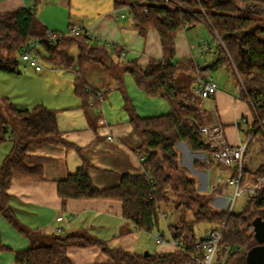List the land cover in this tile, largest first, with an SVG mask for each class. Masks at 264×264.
<instances>
[{
    "label": "trees",
    "instance_id": "obj_1",
    "mask_svg": "<svg viewBox=\"0 0 264 264\" xmlns=\"http://www.w3.org/2000/svg\"><path fill=\"white\" fill-rule=\"evenodd\" d=\"M244 4L246 10L239 5ZM116 8H128L134 25L142 34L156 29L163 45V57L151 59L148 67L142 69L136 61L124 63L125 49L117 45L112 52L107 45L88 44L85 34H69L54 44L48 42L49 30L38 19L34 9L22 8L3 13L0 10V73H18L21 50L32 41L39 43L46 51L44 56L51 64L76 68L75 92L83 99V105H94L100 100L97 94L87 90L86 68L99 62L107 66L117 63L130 72L137 85L149 96L165 98L171 111L167 114L140 117L134 111L131 122L141 140L137 154L141 158L144 173L122 175L117 186L100 189L91 178L92 164L88 160L75 173L57 182L58 194L66 207L70 199L109 198L123 203V216L136 229L152 232L160 225L165 207L171 202L180 213L176 223L169 224L171 237L187 246L188 253L174 247L169 250L143 253L130 252L121 247H110L107 241L86 234L60 232L52 235L46 245L30 246L17 250V264H74L68 256L72 247L98 246L109 260L100 264H188L191 253L196 250L199 239L197 224L207 225L205 230L224 225L223 242L231 249L226 264H249L250 251L260 243L255 236L256 221L264 219V190L250 199L242 211L228 213L213 204L219 190H199L200 179L181 162L179 142H185L193 151H210L200 131L203 125V110L191 102L189 88L178 81L180 72L201 75L209 70L227 68L240 94L248 100L258 118H264V0H114ZM253 6V9H251ZM147 9V12L145 11ZM205 22L215 30L221 40L211 53L213 59L202 70L201 62L193 57L176 59V38L187 25ZM79 50L78 56L70 54L72 47ZM207 51V52H206ZM38 53L41 54L38 48ZM197 76V75H196ZM191 86L194 78H189ZM193 91V89L191 88ZM194 92V91H193ZM195 94V93H194ZM264 137V124L258 126ZM13 140V148L3 161L0 171V212L18 230L31 236L35 234L48 238V234L30 231L22 227L11 205L9 189L15 178L44 180L41 165L27 164L28 148L33 143L52 142L81 148L67 141L59 130L57 110L38 104L31 109H19L6 97L0 96V143ZM252 138L248 141L247 151ZM199 169L208 168L207 161H196ZM235 170L233 174H236ZM242 186L264 178V162L255 170L242 169ZM176 197L178 200H174ZM191 212L192 219L187 218ZM204 230V231H205ZM0 236V254L11 250Z\"/></svg>",
    "mask_w": 264,
    "mask_h": 264
},
{
    "label": "crops",
    "instance_id": "obj_2",
    "mask_svg": "<svg viewBox=\"0 0 264 264\" xmlns=\"http://www.w3.org/2000/svg\"><path fill=\"white\" fill-rule=\"evenodd\" d=\"M22 8L34 9L48 30L67 33L74 28L85 29L95 37L92 44L107 45L110 53H113L114 45L122 47L125 49L124 63L136 61L142 69H146L151 59L163 57L159 32L152 28L142 34L135 27L130 10L116 8L114 0H0L3 13ZM198 24L209 28L214 44L210 41H205L208 42L205 46L193 43L187 28L194 24L187 25L176 38V59L193 57L200 62L197 54L204 57L208 47L215 49L219 37L205 22ZM196 46L199 47L198 52H194ZM225 69L229 77L223 85L211 77L218 83V90L209 100H204L202 123L221 125L227 144L238 145L247 138L254 139L257 117L251 103L242 97L230 72ZM43 71H36L19 62L18 73H0V96L8 98L19 109L43 104L57 110L58 127L63 137L81 151L52 142L29 146L27 164L41 165L44 180L15 178L12 181L10 202L22 227L48 235L60 233L57 231L60 227L62 232L92 235L107 241L110 247H121L134 253H142L150 247L142 241L143 234L154 237V232H161L166 243L154 251L173 248L169 243L172 237L168 214L161 216L159 227L152 232L138 230L123 216L122 201L109 198L70 199L64 208L57 186L59 180L75 173L85 159L93 165L91 178L100 189L117 186L123 174L144 173L137 154L141 140L134 131L131 113L134 111L140 117L167 114L171 111L169 102L160 96L146 94L131 73L117 63L105 66L96 62L86 68L87 90L97 96L102 93L97 104L94 105L91 98L87 106L75 92V79L79 75L76 68L52 64L50 69ZM184 73L194 79L198 75ZM13 145L12 139L0 143V171ZM178 147L182 153V164L200 179L199 190H219V195L230 192L231 189L222 182L225 176L234 173V167L212 159L208 151H193L185 142H179ZM262 148L259 143L249 147L244 164L247 169L255 170L264 162ZM196 161H207L208 168H197ZM219 201H225L224 197L220 196ZM221 202L218 204L215 198L213 200V204L219 207ZM59 217L62 219L59 220ZM162 218L169 238H166V230L161 225ZM0 236L12 248L0 254V264H17L15 251L29 248L32 239H45L34 232L31 236L22 233L1 212ZM68 256L74 264H100L109 260L98 246L72 247Z\"/></svg>",
    "mask_w": 264,
    "mask_h": 264
},
{
    "label": "built area",
    "instance_id": "obj_3",
    "mask_svg": "<svg viewBox=\"0 0 264 264\" xmlns=\"http://www.w3.org/2000/svg\"><path fill=\"white\" fill-rule=\"evenodd\" d=\"M239 7L242 10H246L244 4H240ZM251 9H253V6ZM145 11L147 12V9H145ZM213 31L215 35L218 36L217 32L215 30ZM69 34H85L88 44H92V40L95 38L90 31L80 28H74L67 33L49 30L47 35L48 42L54 44ZM99 43H101L100 39ZM205 45H208V42H205ZM38 48L39 43L32 41L30 45L22 48L19 56V59L25 61L28 67L33 68L36 71L43 69L37 54ZM208 50L213 51V48L208 47ZM217 90L218 83L213 78L205 80L201 75L195 77L193 91L201 99L209 100ZM101 94L102 93L99 92L98 96H101ZM200 131L204 134L205 142L210 147V151H212V153L209 152L212 159H215L224 165L234 167L237 171L236 174H231L227 177L225 185L231 190L228 193L220 195L224 197L226 202L225 206L222 208L228 213H231L234 211L233 206L239 196L247 195L249 198L258 197L264 190L263 177H259L255 182L246 186L241 185L243 179L242 169L245 164V155L249 139H245L238 145H228L225 139L224 129L221 125H201ZM58 219L61 220L62 217H59ZM223 230L224 225L204 232L197 241L196 250L190 254L192 259L188 264H226V261L229 259L232 252L241 250V247L231 249L230 246L224 245L223 248L225 253H221L220 246L223 242ZM57 231L62 232V228L58 227ZM153 234L156 237L158 244L163 245L166 243V239L161 232H154ZM169 243L175 249H179L183 253H188L187 246L181 244L174 238H171Z\"/></svg>",
    "mask_w": 264,
    "mask_h": 264
},
{
    "label": "rangeland",
    "instance_id": "obj_4",
    "mask_svg": "<svg viewBox=\"0 0 264 264\" xmlns=\"http://www.w3.org/2000/svg\"><path fill=\"white\" fill-rule=\"evenodd\" d=\"M187 31H188L190 37L192 38L191 40L193 41V43H195L197 45L200 44L202 46H205V41H210L211 43L214 44L213 34L209 30V28L203 24H201V25L194 24L193 26L188 27ZM39 49L41 51V54L37 53L38 57H39V61L42 64L44 71H46L48 68L50 69L52 67V64L48 60H46L44 57L46 55L45 49L43 47H39ZM198 51H199V47L196 46L194 48V52H198ZM70 53L72 55H77L78 49L74 46V47H72V49H70ZM197 55H198V59L200 60V62L204 65H205L206 61H211L213 59V55L211 53H206L204 55V57H200L199 54H197ZM19 62H20V65H23L24 63H26L25 61H23L21 59H19ZM44 71H43V73H44ZM211 77H214L215 79H217L218 82H220V85L221 84L223 85L226 82V80L228 79L229 75L227 74V71L225 68L220 69L219 71L209 70L208 72L202 74V78L205 80L210 79ZM178 81L182 86L189 88L190 91H188L189 92L188 95L191 97V102L195 103L197 107H199L201 110H203L204 100L201 99L200 97H198L196 94H194V92L191 90V88H193V86H191V83H190V80H189L187 74H185L184 72H180L178 74ZM209 110H211V109H209ZM263 124H264V118L262 119L259 117L258 121H256V124H255L256 136L251 141V145H255V144L259 143L260 146L263 147L262 149H264V137L260 132H258L257 129H258L259 125L263 126ZM226 180H227V176H225L222 184H225ZM201 182H202V180H201ZM175 199L178 200L176 197H174V200ZM250 199H253V198H249V196H247V195L239 196L237 198L236 202L234 203V206H233L234 211L236 213L242 211L245 204ZM215 200H217L218 204H219V202H221V201H219L220 200L219 194L215 197ZM225 204H226L225 201L220 203L221 207L225 206ZM165 212H166V214L169 215L170 220L169 219L168 220H169L170 224L177 222L178 219L180 218V213L176 209H174V204L172 202L169 206L165 207ZM187 218L188 219L193 218V215L191 212L187 213ZM161 225L166 230L165 231L166 232V234H165L166 238H169L170 235H169L168 229L165 225V221L163 218L161 221ZM206 226L207 225H205V224H197L196 225V233H197L198 237H200L204 233ZM142 237H143L142 241L144 243H148L149 244L148 246H150L149 248L142 251V253H144L146 250H149L150 252H155L154 250H156V248L159 247V245H160L157 243L156 237L155 236L150 237L147 234H143ZM31 241H32L31 246L46 245L52 241V235H49L47 239L46 238L45 239L39 238V239H32Z\"/></svg>",
    "mask_w": 264,
    "mask_h": 264
},
{
    "label": "water",
    "instance_id": "obj_5",
    "mask_svg": "<svg viewBox=\"0 0 264 264\" xmlns=\"http://www.w3.org/2000/svg\"><path fill=\"white\" fill-rule=\"evenodd\" d=\"M208 66L209 64H205L202 66L201 69L206 70ZM254 231H255V236L257 238V241L260 243V245L255 246L250 251L249 256H248L249 264H264V219L256 221L255 226H254ZM143 254L145 256H149L151 252L149 250H146Z\"/></svg>",
    "mask_w": 264,
    "mask_h": 264
}]
</instances>
